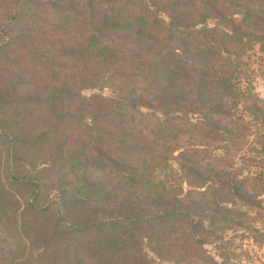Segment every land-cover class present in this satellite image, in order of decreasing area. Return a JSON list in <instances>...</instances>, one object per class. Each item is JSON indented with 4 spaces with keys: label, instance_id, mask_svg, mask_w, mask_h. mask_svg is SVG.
Here are the masks:
<instances>
[{
    "label": "trees",
    "instance_id": "16d2710c",
    "mask_svg": "<svg viewBox=\"0 0 264 264\" xmlns=\"http://www.w3.org/2000/svg\"><path fill=\"white\" fill-rule=\"evenodd\" d=\"M257 52L264 0H0V264H227L204 248L226 231L264 243Z\"/></svg>",
    "mask_w": 264,
    "mask_h": 264
},
{
    "label": "rangeland",
    "instance_id": "374dc122",
    "mask_svg": "<svg viewBox=\"0 0 264 264\" xmlns=\"http://www.w3.org/2000/svg\"><path fill=\"white\" fill-rule=\"evenodd\" d=\"M211 23V22H209ZM252 68L254 69V89L258 96L264 100V57L260 53H256L251 57ZM101 93L103 95H110V92L104 90H84L82 95L89 96L92 93ZM172 167L176 168V163H171ZM49 198L56 200V194L54 191L49 192ZM146 210V209H145ZM151 212L152 209H147ZM250 215L255 218L252 226L261 232H264V212L255 213L250 211ZM252 234L243 229H233L226 231L222 240L212 241L210 244L205 245L207 253L213 257L219 254L217 247L224 248V253L227 252V264H264V243H260L252 238Z\"/></svg>",
    "mask_w": 264,
    "mask_h": 264
}]
</instances>
